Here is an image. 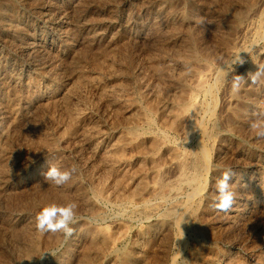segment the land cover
<instances>
[{
  "label": "rangeland",
  "instance_id": "1",
  "mask_svg": "<svg viewBox=\"0 0 264 264\" xmlns=\"http://www.w3.org/2000/svg\"><path fill=\"white\" fill-rule=\"evenodd\" d=\"M0 7L1 264H18L19 250L29 248L34 238V261L29 264H264V137L250 127L264 119V77L258 84H242L239 92L231 88V76L255 72L247 64H264V55L240 53L248 61L234 65V73L227 75L239 50L252 45L257 52L264 49V0H1ZM216 71L222 73L219 85ZM197 79L212 93L199 89ZM145 105L151 109L149 124L139 113ZM187 105L196 118L180 111ZM190 118L210 132V168L198 182L197 231L179 233L161 222L160 215L185 201L193 187L183 184L175 191L163 187L151 193L140 181L149 187L154 181L170 183L178 175L177 163L188 160L197 147L199 133L189 132ZM135 124L138 143L117 141ZM50 164L61 170L76 164L78 171L56 186L44 181ZM229 168L236 199L230 211L220 212L211 207L214 185ZM140 198L153 202L154 211L135 200ZM68 202L78 206L71 238L33 229L44 206ZM109 241L115 255L106 249Z\"/></svg>",
  "mask_w": 264,
  "mask_h": 264
},
{
  "label": "bare ground",
  "instance_id": "2",
  "mask_svg": "<svg viewBox=\"0 0 264 264\" xmlns=\"http://www.w3.org/2000/svg\"><path fill=\"white\" fill-rule=\"evenodd\" d=\"M1 1V0H0ZM160 1V0H159ZM166 1V0H165ZM168 1V0H167ZM183 2V1H182ZM236 2V1H235ZM189 3V2H188ZM244 3V2H243ZM170 4V3H169ZM191 4V3H190ZM194 4V3H193ZM247 4V3H246ZM173 5V4H172ZM168 7V6H167ZM194 7V6H193ZM256 7V6H255ZM1 8V7H0ZM10 8V7H9ZM17 8V7H16ZM4 9V8H3ZM12 9V8H11ZM189 9V8H188ZM167 10V8L165 9V11ZM168 10H170V8L168 9ZM249 10V9H248ZM158 11V10H157ZM173 11V10H172ZM258 11V10H257ZM161 12V11H160ZM170 11H168V13H169ZM182 12V11H181ZM12 13V12H11ZM235 14V13H234ZM234 14H232V15H234ZM242 14V13H241ZM4 15V14H3ZM163 15V14H162ZM174 15V14H173ZM176 15V14H175ZM189 15V14H188ZM2 16V15H1ZM171 16V15H170ZM177 16H178V14H177ZM5 17V16H4ZM11 17H12V14H11ZM78 17V16H77ZM167 17V16H166ZM182 17V16H181ZM194 17V16H193ZM238 17V16H237ZM246 17V16H245ZM263 18V16H260L259 18ZM6 18V17H5ZM86 18V17H85ZM169 18V17H168ZM171 18V17H170ZM180 18V17H179ZM240 18V17H239ZM259 18H258V20H259ZM261 18V20H263ZM1 17H0V21H1ZM173 19V18H172ZM177 19V18H176ZM171 20V19H170ZM175 20V19H174ZM173 20V21H174ZM2 22V21H1ZM261 22H263V21H261ZM261 22H259V24L261 23ZM3 23V22H2ZM180 23V22H179ZM6 25H11V22H9L8 21V23H5ZM0 25H1V23H0ZM177 25V24H176ZM188 25V24H187ZM253 25V24H252ZM184 26V25H183ZM259 26V25H258ZM257 26V27H258ZM177 27V26H176ZM249 28H250V26H249ZM251 30V29H250ZM259 30V29H258ZM258 30H256V31H258ZM83 31V30H82ZM93 32V31H92ZM100 32V31H99ZM158 32V31H157ZM264 32V31H263ZM66 33V32H65ZM262 32H259V34H261ZM175 34V33H174ZM254 34V33H253ZM264 34V33H263ZM262 34V35H263ZM67 35V34H66ZM261 35V36H262ZM87 36V35H86ZM89 36V35H88ZM173 36V35H172ZM255 36V35H254ZM11 37V36H10ZM167 38V37H166ZM91 39V38H90ZM242 40H244V39H242ZM235 41V40H234ZM40 42V41H39ZM39 42H37L38 44H39ZM89 42V41H88ZM169 42V41H168ZM191 42V41H190ZM36 42H33L32 44H37ZM184 43V42H183ZM255 43V42H254ZM29 44V43H28ZM32 44H31V46H32ZM118 44V46H119V43H117ZM40 45V44H39ZM246 45V44H245ZM70 46V45H69ZM90 46V45H89ZM235 46V45H234ZM241 46L243 47V45L241 44ZM241 47V48H242ZM246 47V46H245ZM36 48V47H35ZM104 48V47H103ZM237 48H238V46H237ZM236 48V49H237ZM240 48V47H239ZM238 48V49H239ZM249 48V47H248ZM39 49V48H38ZM89 49H90V47H89ZM261 49V48H260ZM119 50V49H118ZM192 50H194V49H192ZM192 50H190L189 49V51H192ZM244 50H246V49H244ZM90 51V50H89ZM120 51V50H119ZM236 51V50H235ZM241 51H243V50H239L238 51V53L239 52H241ZM88 52V51H87ZM92 52V51H91ZM188 52V51H187ZM193 52H195V51H193ZM199 52H201V51H199ZM198 51H197V54H200ZM202 53V52H201ZM230 53V52H229ZM86 54V53H85ZM196 55V54H195ZM234 55V54H233ZM191 57V59H194L195 58V56L194 55H190ZM198 56V55H197ZM243 56V55H242ZM245 56V55H244ZM82 57V56H81ZM183 57V56H182ZM188 57H189V55H188ZM253 57V56H252ZM79 58V57H78ZM158 58V57H157ZM197 58H199V57H197ZM234 58V57H233ZM246 58V57H245ZM259 58V57H258ZM264 58V57H263ZM145 59V58H144ZM185 59H186V57H185ZM191 59H190V62H191ZM204 59V58H203ZM244 59V58H243ZM196 60V62H197V59H195ZM257 60V59H256ZM261 60V59H260ZM63 61V60H62ZM146 61V60H145ZM194 60H192V62H193ZM205 61V60H204ZM207 61V60H206ZM211 61V60H210ZM246 61H248V60H246ZM251 61V60H250ZM195 62V61H194ZM202 62V61H201ZM208 62H209V60H208ZM208 62H206V63H208ZM77 63V62H76ZM103 63V62H102ZM197 63H199V62H197ZM203 63V62H202ZM212 63V62H211ZM71 64V63H70ZM156 64V63H155ZM154 64V65H155ZM246 64V63H245ZM257 64H258V62H257ZM67 65V64H66ZM190 65V64H189ZM196 65V64H195ZM74 66H75V64H74ZM169 66V65H168ZM209 66V65H208ZM207 66V67H208ZM101 67V66H100ZM157 67V66H156ZM155 67V68H156ZM192 67V66H191ZM243 67V66H242ZM154 68V69H155ZM194 67H192V69H193ZM204 68V67H203ZM247 68L249 69V70H256V65L254 64V63H252V62H249L248 64H247ZM120 69V68H119ZM159 69V68H158ZM170 69V68H169ZM190 69V68H189ZM195 69V68H194ZM199 69V68H198ZM56 70V69H55ZM162 70V69H161ZM185 70V69H184ZM204 70V69H203ZM208 70V69H207ZM209 70H210V68H209ZM221 70V69H220ZM227 70H229V69H227ZM181 71V70H180ZM190 71V70H189ZM188 71V72H189ZM199 71V70H198ZM205 71V70H204ZM218 71V70H217ZM217 71L215 72V73H217ZM223 71H224V69H223ZM92 72V71H91ZM162 72V71H161ZM209 72V71H208ZM211 72V71H210ZM253 72V71H252ZM157 73V72H156ZM180 73V72H179ZM183 73V72H182ZM204 73V72H203ZM14 74V73H13ZM190 74V73H189ZM191 75V74H190ZM203 75V74H202ZM208 75V74H207ZM210 75V74H209ZM217 75H218V77H217V79H214L215 77V75L213 76L214 78V80H216V83H217V81H219L221 78H222V73L221 72H219V74L217 73ZM226 75V74H225ZM95 76V75H94ZM161 76V75H160ZM79 77V76H78ZM85 77V76H84ZM87 77V76H86ZM205 77V76H204ZM81 78V77H80ZM83 78V77H82ZM170 78V77H169ZM182 78V77H181ZM185 78V77H184ZM203 78V77H202ZM210 78V77H209ZM212 78V77H211ZM46 79V78H45ZM179 79V78H178ZM198 79H199V77H198ZM198 79H197V81H198ZM207 79V78H206ZM78 80H80V79H78ZM99 80V79H98ZM77 81V80H76ZM165 81V80H164ZM222 81V80H221ZM85 82V81H84ZM118 82H119V80H118ZM215 82V81H214ZM210 83V82H209ZM251 83V82H250ZM212 84V83H211ZM218 84V83H217ZM8 85V84H7ZM195 85V84H194ZM193 85V86H194ZM213 85V84H212ZM219 85V84H218ZM101 86V85H100ZM103 86V85H102ZM101 86V87H102ZM197 86H198V88L199 89H202V90H206V92L208 91V92H211V87L210 86H207L206 84H205V82L202 80V79H200L199 81H198V84H197ZM196 86V87H197ZM214 86V85H213ZM212 86V87H213ZM246 86V85H245ZM121 87H122V85H121ZM195 87V86H194ZM193 87V88H194ZM208 87V88H207ZM17 88V87H16ZM252 88V87H251ZM196 89V88H195ZM218 89V88H217ZM104 90V89H103ZM114 91V90H113ZM103 92V91H102ZM191 92V91H190ZM205 92V91H204ZM138 93V92H137ZM203 93V92H202ZM212 93V92H211ZM190 94V93H189ZM204 94V93H203ZM208 94V93H207ZM215 94V93H214ZM233 94V93H232ZM17 95V94H16ZM102 95V94H101ZM204 95H206V94H204ZM209 95V94H208ZM104 96V95H103ZM182 96V95H181ZM193 96V95H192ZM199 96V95H198ZM17 97V96H16ZM142 97V96H141ZM196 97V96H195ZM195 97H194V99H195ZM213 97H214V95H213ZM145 98V97H144ZM191 98V97H190ZM231 98V97H230ZM137 99V98H136ZM194 99H192V100H194ZM209 99V98H208ZM214 99V98H213ZM250 100V99H249ZM137 101V100H136ZM190 101V100H189ZM137 102H139V101H137ZM187 102V101H186ZM185 102V103H186ZM193 102H195V103H197L195 100L193 101ZM216 102V101H215ZM145 103V102H144ZM180 103V102H179ZM184 103V102H183ZM195 103H194V105H195ZM140 104V103H139ZM147 104H148V102H147ZM212 104H214V103H212ZM179 105V104H178ZM177 105V106H178ZM191 105H192V103H191ZM65 106V105H64ZM147 105H145V107H146ZM181 106V105H180ZM209 106V105H208ZM212 106V105H211ZM138 108H139V106H137ZM144 107V106H143ZM145 107L144 108H142V110H141V112H139L140 114H141V117L143 116V119H144V121H148V123L147 124H149V121H150V118H149V116H148V114L151 112L150 110L151 109H149V107L148 108H146L145 109ZM196 107V106H195ZM202 107V106H201ZM200 107V108H201ZM205 107H206V105H205ZM210 107V106H209ZM209 107H208V109H209ZM77 108V107H76ZM156 108V107H155ZM154 108V109H155ZM162 108V107H161ZM171 108H173V107H171ZM183 109V111H190V110H192V107H190V106H186L185 108L184 107H180V109ZM212 108V107H211ZM210 108V109H211ZM154 109L152 110V113H153V111H154ZM169 109V108H168ZM173 109H175V107L173 108ZM172 109V110H173ZM182 109L180 110V111H182ZM194 109V108H193ZM238 109V108H237ZM242 109V108H241ZM244 109V108H243ZM171 110V111H172ZM206 110V109H205ZM247 110V109H246ZM74 111V110H73ZM77 111V110H76ZM159 111H161V110H158V113H160ZM169 111V110H168ZM170 111V112H171ZM175 111V110H174ZM176 111H177V108H176ZM175 111V112H176ZM182 111V112H183ZM202 111H204L203 109H202ZM239 111V110H238ZM244 111V110H243ZM69 112V111H68ZM167 112V111H166ZM178 112H179V110H178ZM181 112V113H182ZM184 112V113H185ZM193 112V111H192ZM191 111H190V113H192ZM214 112V111H213ZM245 112V111H244ZM71 113V112H70ZM74 113V112H73ZM157 113V115H159ZM169 113V112H168ZM172 113H173V111H172ZM180 113V114H181ZM208 117L209 118H211V117H213L212 115H213V113H212V110H209L208 112ZM206 113V114H207ZM242 113V112H241ZM132 114V113H131ZM130 114V115H131ZM140 114H138V115H140ZM155 114V113H154ZM239 114H240V112H239ZM243 114V113H242ZM27 115V114H26ZM137 115V116H138ZM150 115H152V114H150ZM161 115V114H160ZM171 115V114H170ZM174 115H175V113H174ZM188 115V114H187ZM192 115H193V113H192ZM196 115V114H195ZM197 115H199V114H197ZM203 116H204V114H202ZM42 116V115H41ZM75 116V115H74ZM78 116V115H77ZM177 116V115H176ZM194 116V115H193ZM192 116V117H193ZM134 117H136V116H134ZM170 117V116H169ZM178 117V116H177ZM187 117V116H186ZM191 117V116H190ZM195 117V116H194ZM237 117V116H236ZM26 118V117H25ZM136 118H138V117H136ZM160 118H161V116H160ZM164 118V117H163ZM172 118V117H171ZM196 118V117H195ZM204 118V117H203ZM215 118V117H214ZM40 119V118H39ZM133 119V118H132ZM141 119V118H140ZM153 119V118H152ZM173 119H175V118H173ZM191 119V120H190ZM189 120H190V122H189V132L190 131H192V132H197V134L199 133V137H198V139H197V147H196V149L192 152V153H190V155L189 154H187V155H189L188 156V160L187 159H185V160H183L182 158H181V160L177 163L178 165V172H176L175 171V173L174 174H176V173H178V175L174 178V177H172V178H174V179H172L173 180V183H172V180H171V182L170 183H161V181L160 182H157V181H154L155 183V185H153V183H152V186L150 187H148L147 185H145V183L143 184V182H141L140 181V187H142L143 188V190L144 189H146V192H147V190L149 189L150 190V192L151 193H155L156 192V189H158V188H163V187H166V189H168V188H171V190L172 189H174V191L177 189V188H179L178 186H180V185H183V184H185V185H191L192 187H193V189H191V193L189 194V196L185 199V201H182V200H180V201H182V203L180 202V203H178V205H175V206H173V207H171V209H169V210H166V211H164V212H162V214L160 215L161 216V218H160V221L161 222H163V223H166V224H168L169 226H172V228L174 227L179 233L182 231V230H184V229H192V230H194V231H197L196 230V228H195V226H197V225H195V216H196V212H197V210L199 209V203H198V200H197V198L199 197V195L201 194V192H202V188L199 186V180L201 179V176L203 175V173L205 172L206 173V171L208 170V167H209V153H208V145H206L207 143H206V139L207 138H209L210 137V132L204 127V126H206V125H204V124H202L201 122L199 123V121L198 122H195L194 120H192V119H194V118H190ZM205 119V118H204ZM241 119V118H240ZM13 120H15V119H13ZM130 120V119H129ZM24 121V120H23ZM32 121V120H31ZM137 121V120H136ZM139 122L141 121L142 122V120H138ZM186 121H187V119H186ZM133 122V121H132ZM168 122V121H167ZM171 122H173V121H171V119H170V122L169 123H171ZM211 122V121H210ZM21 123V122H20ZM131 123V122H130ZM129 123V124H130ZM175 122H173V124H174ZM204 123V122H203ZM207 123H208V121H207ZM25 124V123H24ZM132 124V123H131ZM139 124V123H138ZM142 124V123H141ZM140 124V125H141ZM143 124H146V123H143ZM142 124V125H143ZM165 124V123H164ZM172 124V125H173ZM172 125H170V127L172 126ZM236 125V124H235ZM38 126V125H37ZM158 126H160V125H158ZM174 126V125H173ZM127 127H128V125H127ZM142 127V126H141ZM216 127V126H215ZM240 127V126H239ZM244 127V126H243ZM20 128V127H19ZM138 127H137V125L135 124V125H131L130 127H128L127 129H126V131H125V134L124 135H122L121 134V137L119 138V139H117V141H120L121 142V144L123 143H130V144H132V143H135L136 141H137V143L139 142V140H140V134H139V132H138V129H137ZM175 128V127H174ZM214 128V127H213ZM226 128H227V126H226ZM225 128V129H226ZM42 129V128H41ZM141 129V128H140ZM171 129V128H170ZM20 130V129H19ZM23 130V129H22ZM188 130V129H187ZM186 130V131H187ZM210 130V129H209ZM3 131V130H2ZM143 130H141V132H142ZM165 131V130H164ZM160 132V131H159ZM162 132H163V130H162ZM143 133V132H142ZM166 133V132H165ZM160 135H161V133H159ZM159 134H158V136H159ZM163 134H164V132H163ZM162 134V135H163ZM193 134V133H192ZM191 134V135H192ZM161 135V136H162ZM190 135V136H191ZM196 135V134H195ZM29 136V135H28ZM46 136V135H45ZM45 136H44V138H45ZM91 136V135H90ZM119 136V135H118ZM142 136V135H141ZM165 136H166V134H165ZM169 136V135H168ZM187 136H188V134H187ZM190 136H188V137H190ZM213 136V135H212ZM164 137V136H163ZM192 137V136H191ZM37 138V137H36ZM159 138V137H158ZM184 138V137H183ZM196 138V137H195ZM211 138V137H210ZM90 139V138H89ZM156 140V142H155V144L158 146V142H157V138H155ZM160 139H162V138H160ZM167 139V138H166ZM212 139V138H211ZM40 140V139H39ZM191 140V139H190ZM208 140V139H207ZM33 141V140H32ZM36 141V140H35ZM46 141V140H45ZM167 141V140H166ZM3 142V141H2ZM35 142H33V144H34ZM40 143V142H39ZM164 143V142H163ZM173 143V142H172ZM209 143H210V141H209ZM215 143V142H214ZM32 144V145H33ZM115 144V143H114ZM117 144V143H116ZM115 144V145H116ZM30 145H31V143H30ZM46 145V144H45ZM111 145V144H110ZM129 145V144H128ZM133 145V144H132ZM245 146V145H244ZM2 147V146H1ZM46 147H48V146H46ZM122 147H123V145H122ZM136 147V146H135ZM139 147V146H138ZM156 147V146H155ZM171 147V146H170ZM173 147V146H172ZM111 148H115V146L114 147H111ZM119 148V147H118ZM121 148V147H120ZM174 148V147H173ZM192 148V147H191ZM167 149V148H166ZM192 149H194V148H192ZM192 149H191V151H192ZM210 149H211V147H210ZM209 149V150H210ZM241 149V148H240ZM120 150H122V149H120ZM173 149L171 148V151H172ZM185 150H186V148H185ZM188 150H190V149H188ZM47 151V150H46ZM95 151V150H94ZM164 151V150H163ZM169 151V150H168ZM108 152V151H107ZM116 152V151H115ZM121 152V151H120ZM119 152V153H120ZM172 152H175V148H174V150L172 151ZM171 152V153H172ZM177 152V151H176ZM183 152H185V151H183ZM112 153H114V152H112ZM116 153H118V152H116ZM126 153V152H125ZM107 154H110V153H107ZM145 154V153H144ZM161 154V153H160ZM174 154V153H173ZM105 155V154H104ZM112 155V154H111ZM114 155H116V154H114ZM186 155V154H185ZM184 155V156H185ZM187 155H186V157H187ZM109 156V155H108ZM118 157H119V155H117ZM143 156V155H142ZM159 156V155H158ZM168 156H170V155H168ZM173 156V155H172ZM176 156V155H175ZM56 157V156H55ZM113 157V156H112ZM117 157V158H118ZM160 157V156H159ZM174 157V156H173ZM121 158H123L122 156H121ZM141 158H143V157H141ZM149 158V157H148ZM153 158V157H152ZM163 159V158H162ZM118 160V159H117ZM1 161V160H0ZM126 161H128V160H126ZM170 161V160H169ZM169 161H167V162H169ZM178 161V160H177ZM158 162V161H157ZM161 162V161H160ZM3 163V162H2ZM112 163V162H111ZM139 163V162H138ZM174 163H175V161H174ZM4 164V163H3ZM2 164V165H3ZM124 164V163H123ZM12 166V165H11ZM152 166V165H151ZM176 166V167H177ZM2 167V166H1ZM144 167V166H143ZM150 167V166H149ZM66 168V167H65ZM175 168V167H174ZM210 168V167H209ZM10 170V169H9ZM106 172V171H105ZM125 172V171H124ZM140 172V171H139ZM161 172H162V170H161ZM13 173V172H12ZM126 173V172H125ZM147 173V172H146ZM157 172H155V174H156ZM34 174V173H33ZM151 174H153V173H151ZM207 174V173H206ZM27 175V174H26ZM129 175V174H128ZM138 176V178L140 177L139 176V174H137ZM141 175H143V174H141ZM154 175V174H153ZM215 175V174H214ZM126 176V175H125ZM154 176H156V175H154ZM206 176V175H205ZM204 176V177H205ZM26 178V177H25ZM33 178V177H32ZM156 178V177H155ZM161 178V177H160ZM117 179H120V177L119 178H117ZM40 180V179H39ZM142 180L144 181V179L142 178ZM145 180L146 181H148V179H147V177L145 178ZM157 180H158V178H157ZM137 181V180H136ZM151 181H152V179H151ZM159 181V180H158ZM217 181V180H216ZM133 182V181H132ZM164 182V181H163ZM40 183V182H39ZM117 183V182H116ZM135 183V182H134ZM138 183V182H137ZM205 183H203V185H204ZM135 185H137L136 183H135ZM1 186V185H0ZM42 186V185H41ZM116 186V185H115ZM138 186V187H139ZM185 187V186H184ZM183 187V188H184ZM188 187V186H187ZM203 187V186H202ZM1 188V187H0ZM181 188V187H180ZM179 188V189H180ZM182 188V189H183ZM41 189H42V187H41ZM45 189V188H44ZM101 189V188H100ZM134 189V188H133ZM137 189H141V188H137ZM160 189H159V192H161L160 191ZM165 189V188H164ZM164 189L162 190V191H164ZM165 189V190H166ZM178 189V190H179ZM96 190H97V187H96ZM102 190V189H101ZM143 190H142V192H143ZM1 191V190H0ZM130 191V190H129ZM170 191V190H169ZM98 194H99V190L98 191H96ZM141 192V193H142ZM146 192L145 193H143V194H145V196H146ZM186 192V191H185ZM45 193V192H44ZM102 193V192H101ZM180 193V192H179ZM184 193V192H183ZM188 193V192H187ZM95 194V193H94ZM174 194V193H173ZM206 194V193H205ZM243 194V193H242ZM96 195V194H95ZM186 195V194H185ZM105 196V195H104ZM137 196V195H136ZM138 196H139V194H138ZM141 196V195H140ZM139 196V197H140ZM177 196V195H176ZM241 196V195H240ZM142 197H143V195H142ZM151 197V196H150ZM153 197V196H152ZM157 197V196H156ZM179 197H180V195H179ZM124 198H125V196H124ZM173 199H174V197H172ZM183 198H184V195H183ZM131 199V198H130ZM145 199H146V197H145ZM155 199V198H154ZM96 200V199H95ZM136 201L138 200H140L141 202H142V200H141V198L140 199H135ZM169 200H170V196H169ZM168 200V201H169ZM172 200V199H171ZM99 201V200H98ZM101 201V200H100ZM131 201H132V199H131ZM135 201V202H136ZM208 201V200H207ZM206 201V202H207ZM86 202V201H85ZM87 202H89V201H87ZM102 202V201H101ZM173 202V201H172ZM171 202V203H172ZM205 202V201H204ZM93 203V202H92ZM96 203V202H95ZM138 203V202H137ZM151 203H153V202H148V201H146V200H143V202H142V205L144 206V207H148L149 208V210L148 211H151V212H153L154 211V207L153 206H151L150 204ZM154 204V203H153ZM160 204V203H159ZM2 205V204H1ZM90 205V204H89ZM95 205V204H94ZM129 205V204H128ZM131 205V204H130ZM132 205H133V203H132ZM209 204L207 203V205L206 206H208ZM92 206V205H91ZM118 206V205H117ZM140 206V205H139ZM138 207V206H137ZM140 207H142V206H140ZM204 207V206H203ZM158 208V207H157ZM21 209V208H20ZM137 209V208H136ZM201 209H202V207H201ZM142 210V209H141ZM180 211V213H181V216H183V215H186V217H185V220L187 221V223H182V221H181V219H180V217H177L176 216V212L177 211ZM208 210V209H207ZM97 211V210H96ZM126 211V210H125ZM132 211H134V210H132ZM157 211V210H156ZM159 211V210H158ZM21 212V211H20ZM26 212V211H25ZM101 212V211H100ZM136 212V211H135ZM139 212V211H138ZM137 212V213H138ZM199 212H201V211H199ZM208 212H209V210H208ZM95 213V212H94ZM124 213V212H123ZM140 213V212H139ZM159 214V213H158ZM139 215V214H138ZM153 215V214H152ZM31 216V215H30ZM99 216V215H98ZM157 216V215H156ZM160 216H158V217H160ZM203 216V215H202ZM102 217V216H101ZM110 217V216H109ZM116 217V216H115ZM136 217V216H135ZM100 218V217H99ZM98 218V219H99ZM11 219V218H10ZM97 219V218H96ZM158 219V218H157ZM88 220V219H87ZM210 220H211V218H210ZM155 221H156V219H155ZM215 221V220H214ZM94 222V221H93ZM154 222V221H153ZM158 223H159V221H157ZM161 222H160V224H161ZM209 222V221H208ZM29 223V222H28ZM80 223V222H79ZM182 223V224H181ZM3 224V223H2ZM155 224V223H154ZM203 224V223H202ZM30 225H31V223H30ZM108 225V224H107ZM142 225V224H141ZM159 225V224H158ZM164 225V224H163ZM195 225V226H194ZM154 226V225H153ZM161 226H162V224H161ZM208 226V225H207ZM211 226V225H210ZM77 227V226H76ZM116 227V226H115ZM142 227V226H141ZM146 227H148V226H146ZM159 227H160V225H159ZM198 227V226H197ZM200 227V226H199ZM27 228V227H26ZM121 228V227H120ZM140 228V227H139ZM171 228V229H172ZM32 229V228H31ZM33 229H35L36 230V228L34 227ZM106 229V228H105ZM126 229V228H125ZM214 229H216V228H214ZM10 230V229H9ZM100 230V229H99ZM103 230V229H102ZM113 230V229H112ZM207 230V229H206ZM11 231V230H10ZM20 231H21V229H20ZM29 231V230H28ZM101 231V230H100ZM111 231V230H110ZM113 231H115V230H113ZM127 231V230H126ZM125 231V232H126ZM193 231V232H194ZM13 232H14V230H13ZM27 232V231H26ZM35 232H37V231H35ZM137 232V231H136ZM174 232H175V230H174ZM200 232V231H199ZM203 232V231H202ZM209 232V231H208ZM214 232H216V231H214ZM29 233H30V231H29ZM32 233V232H31ZM30 233V234H31ZM34 233V232H33ZM39 234H40V232H38ZM97 233V232H96ZM102 233H103V231H102ZM188 233V232H187ZM198 233V232H197ZM206 233H207V231H206ZM25 234V233H24ZM117 234H118V231H117ZM136 234V233H135ZM189 234V233H188ZM195 234V233H194ZM200 234V233H199ZM11 235V234H10ZM125 235V234H124ZM149 235V234H148ZM212 235V234H211ZM26 236H27V234H26ZM29 236V235H28ZM31 236V235H30ZM30 236H29V238H30ZM97 236V235H96ZM118 236V235H117ZM194 236V235H193ZM20 237V236H19ZM55 237V236H54ZM94 237H95V235H94ZM176 237V236H175ZM174 237V238H175ZM28 238V237H27ZM39 238V237H38ZM38 238H37V240H38ZM50 238V237H49ZM56 238V237H55ZM106 238V237H105ZM118 238V237H117ZM209 238V237H208ZM45 239V238H44ZM115 239V238H114ZM137 239V238H136ZM179 239V240H178ZM178 239H177V241H181V243L183 244L184 242H182V239H181V237L180 236H178ZM194 239H195V237H194ZM197 239V238H196ZM214 239V238H213ZM28 240V239H27ZM97 240V239H96ZM107 240V239H106ZM168 240V239H167ZM31 241V245H30V247L29 248H27V247H23L22 246V250L20 249L19 251H21V253H20V255H19V259L17 258V260L19 261V263L18 264H29V263H31L32 262V260L34 259L33 257H34V251H35V249H36V241H35V238L34 239H31L30 240ZM46 241V239L44 240V242ZM104 241V240H103ZM111 241H113L112 239H111ZM116 241V240H115ZM138 241V240H137ZM136 241V242H137ZM141 241V240H140ZM140 241H138V242H140ZM186 241V240H185ZM8 242H9V240H8ZM98 242V241H97ZM101 242V241H100ZM99 242V243H100ZM110 242V241H109ZM154 242V241H153ZM93 243V242H92ZM102 243V242H101ZM111 243V242H110ZM148 243H150V242H148ZM167 243H169V242H167ZM199 243V242H198ZM197 243V244H198ZM11 244V243H10ZM19 244V243H18ZM95 244H96V242H95ZM98 244V243H97ZM96 244V245H97ZM106 244V243H105ZM105 244H101V245H105ZM139 244V243H138ZM184 244H186V243H184ZM39 245V244H38ZM74 245V244H73ZM106 245H108V244H106ZM179 245V244H178ZM193 245H194V242H193ZM54 246V245H53ZM63 246V245H62ZM94 246V245H93ZM92 246V247H93ZM98 247H99V244L97 245ZM96 246V247H97ZM113 246H114V244L112 245V243H111V245H108V247H106V249H107V251H108V253L109 254H111V253H113L114 254V249H113ZM183 246V245H182ZM215 246V245H214ZM37 247H39V246H37ZM68 247V246H67ZM89 247V246H88ZM187 247V246H186ZM192 247H194V246H192ZM196 247H197V245H196ZM202 247H203V245H202ZM205 247H206V249H207V246L205 245ZM18 248H19V246H18ZM21 248V247H20ZM104 248V247H103ZM183 248V247H182ZM98 249V248H97ZM100 249H101V247H100ZM105 249V250H106ZM191 249V248H190ZM200 249H201V247H200ZM202 249H205V248H202ZM216 249V248H215ZM103 250V249H102ZM102 250H100L101 252H102ZM115 250H116V248H115ZM212 250V249H211ZM211 250H209L210 251V253H211ZM223 250V249H222ZM38 251V250H37ZM53 251V250H52ZM161 251V250H160ZM189 251H191V250H189ZM195 251V250H194ZM201 251V250H200ZM208 251V250H207ZM208 251V252H209ZM216 251V250H215ZM218 251V250H217ZM216 251V252H217ZM131 252V251H130ZM177 252V251H176ZM195 252H197V251H195ZM199 252V251H198ZM203 252H205V251H203ZM213 252V251H212ZM88 253V252H87ZM98 253V252H97ZM162 253V252H161ZM207 253V252H206ZM43 254V253H42ZM41 254V255H42ZM93 254V253H92ZM98 254H100V253H98ZM104 254V253H103ZM106 254V253H105ZM155 254V253H154ZM184 254V253H183ZM182 254V255H183ZM186 254V253H185ZM196 254V253H195ZM18 255V254H17ZM85 255V254H84ZM102 255V254H101ZM115 255V254H114ZM159 255V254H158ZM177 255V254H176ZM201 255V254H200ZM200 255H198V256H200ZM204 255H205V253H204ZM203 255V256H204ZM206 255H208V254H206ZM92 256V255H91ZM104 256V255H103ZM109 256V255H108ZM111 256V255H110ZM163 256V255H162ZM202 256V255H201ZM202 256V258H205V257H203ZM212 256V255H211ZM105 257V256H104ZM113 257V256H112ZM121 257V256H120ZM185 257V256H184ZM183 257V258H184ZM207 257V256H206ZM57 258V257H56ZM84 258V257H83ZM86 258V257H85ZM124 258H126V257H124ZM161 258V257H160ZM178 258V257H177ZM40 259V258H39ZM88 259V258H87ZM104 259H106V258H104ZM187 259V258H186ZM194 259V258H193ZM192 259V260H193ZM16 260V261H17ZM82 260V259H81ZM97 260H99V259H97ZM115 260V259H114ZM162 260V259H161ZM175 260V259H174ZM182 260V259H181ZM184 260V259H183ZM188 260V259H187ZM34 261V260H33ZM49 261V260H48ZM93 261V260H92ZM124 261V260H123ZM172 261V260H171ZM195 262H196V260H194ZM200 261V260H199ZM11 262V261H10ZM89 262V261H88ZM120 262V261H119ZM155 262V261H154ZM184 263L186 262V261H183ZM4 263V262H3ZM12 263V262H11ZM49 263V262H48ZM57 263V262H56ZM80 263H81V261H80ZM100 263V262H99ZM124 263H126V262H124ZM160 263V262H159ZM189 263H191V262H189ZM232 263V262H231ZM1 264V263H0ZM62 264V263H61ZM83 264V263H82ZM101 264V263H100ZM171 264V263H170ZM172 264H173V262H172ZM186 264H187V262H186ZM196 264V263H195Z\"/></svg>",
  "mask_w": 264,
  "mask_h": 264
},
{
  "label": "clouds",
  "instance_id": "3",
  "mask_svg": "<svg viewBox=\"0 0 264 264\" xmlns=\"http://www.w3.org/2000/svg\"><path fill=\"white\" fill-rule=\"evenodd\" d=\"M247 53L251 58L252 55H264V49L259 52L256 50V46L252 45L248 49L239 52L231 64L228 66L231 71L227 73H234V65H243L246 61L240 55V53ZM252 60V59H251ZM255 72H248L247 77L243 75L234 74L231 76V88L234 93L239 92L242 84L248 83L258 84L261 81V77H264V64H257ZM264 117V113L260 114ZM250 127L256 131L258 137H264V119H256ZM190 135V133H189ZM78 171V166L73 164L69 169L61 170L54 164H50L48 170L43 173L44 181L54 184L56 186H62L69 182L73 174ZM234 172L231 168L223 171L221 177H219L214 185L215 195L212 197L211 207L220 212H228L231 210L235 203L236 193L232 189V178ZM77 204L75 202H68L64 205H58L56 203L44 206L35 216V228L41 234L45 233H62L65 240L71 238L74 235V227L78 222L76 215ZM176 216L180 217L182 223H187L185 220L186 215L181 216L180 211L176 212ZM181 223V224H182ZM52 256L54 254H51ZM44 259V255L40 257Z\"/></svg>",
  "mask_w": 264,
  "mask_h": 264
}]
</instances>
